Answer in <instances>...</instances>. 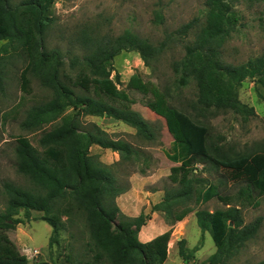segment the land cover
<instances>
[{
  "label": "trees",
  "instance_id": "trees-1",
  "mask_svg": "<svg viewBox=\"0 0 264 264\" xmlns=\"http://www.w3.org/2000/svg\"><path fill=\"white\" fill-rule=\"evenodd\" d=\"M56 1L22 0L12 5L10 0H0V41L18 42L29 60L21 74L23 90L30 91V74H33L53 91L51 99L33 106L22 122L24 128L33 130L47 123L52 126L42 130L39 146L27 137H19L16 165L20 173L29 177L31 185L24 187L12 181L4 182L8 201L7 207L0 209V227L14 229L26 219H33L32 211L41 212V219L52 227L49 241L52 247L60 244L62 233L69 232L79 217L89 232L86 245L92 259H73L66 255L68 263L164 264L169 256L173 230L168 229L146 242L140 240L139 233L151 215L142 213L130 217L121 212L117 197L131 185L121 186L112 168L90 153V147L96 144L119 152L127 161L137 160L140 150L128 141L112 139L97 125L94 130H80L78 116L111 117L135 127L140 136L153 138L154 129L141 113L120 108L105 99L114 97L135 102L126 89L119 87V74L116 80L112 78L113 60L122 51H136L153 70L169 44L177 43L182 45L184 53L172 63L175 83L181 88L191 79L195 80L197 94L192 108L202 117L232 110L246 120L255 114V109L240 99L239 90L247 79L264 87V53L240 64L224 60L223 47L237 30L240 19L234 8L240 0H206L202 16L166 32L159 44L129 29L114 37L95 36L93 31L83 30L77 36L86 52L81 57L71 58L70 67L74 70L71 72L65 70L60 50L46 48V34L54 21L50 12ZM156 16L163 18L161 13ZM188 36L193 38L188 40ZM7 42L0 47V53L7 51ZM73 87L87 92L93 90L96 96L79 94ZM127 89L143 94L151 91L138 72L130 76ZM165 93L170 94L168 88ZM147 105L156 109L155 100ZM69 109L71 112H67ZM165 118L174 136V159L179 163L171 167L169 174L176 187L166 189L162 201L154 204L151 210L164 211L174 222L195 212L202 236L210 231L217 247L208 262L229 264L258 234L261 218L245 224L242 210L234 204L231 195L223 194L217 184L204 183L203 178H195L192 174L200 161L221 166L231 180L247 182L239 191L244 202L259 206L261 202L254 191L264 195V151L236 155L222 152L210 142L207 124L172 104L166 107ZM213 198L227 208L197 209L189 204L182 207L192 200L201 205ZM21 209L23 217L19 215ZM5 241L0 235V264H28L27 256H15ZM185 242V239L178 242L179 252L189 262L194 251H185ZM198 249L196 246L195 250ZM254 264H264V260Z\"/></svg>",
  "mask_w": 264,
  "mask_h": 264
},
{
  "label": "rangeland",
  "instance_id": "rangeland-1",
  "mask_svg": "<svg viewBox=\"0 0 264 264\" xmlns=\"http://www.w3.org/2000/svg\"><path fill=\"white\" fill-rule=\"evenodd\" d=\"M21 1L10 0L12 5H17ZM205 2L206 0H57L50 12L54 21L46 34V48L60 50L65 60V70L72 72L74 70L70 67L71 58L81 57L86 52L77 36L83 30L93 31L95 36L99 34L114 37L129 29L159 44L166 37V32L174 31L182 24L202 16L206 8ZM234 8L240 19L237 22V30L223 47V58L227 62L240 64L264 53V1L240 0L235 3ZM157 13H161L163 18L158 19ZM192 38L193 36H188L187 39ZM5 42L7 41H0V47ZM7 44V51L0 53V209L2 210L7 207L8 201V195L3 190L5 181H12L24 187L31 185L29 177L17 169L16 148L19 137H27L34 145L39 146L38 140L42 130L52 126V123H47L33 130L24 128L22 122L33 106L44 103L53 96V91L44 86L33 74H30V91L23 90L21 74L29 62L28 57L18 42L11 44L7 42ZM183 53L181 44L170 43L153 70L145 65L141 55L136 51H122L113 60L112 78L116 80L119 74V87L126 89L135 102L114 97H105V99L120 108L141 113L154 129L153 138H144L138 134L135 127L107 116L80 115L78 122L80 130H94V126L97 125L112 139L128 141L140 150V157L137 160L126 161L119 152L110 148L96 144L90 147L93 156L112 168L121 186L131 185L132 176L144 177V184L140 181L137 185L151 203L145 204L140 214H150L151 218L147 220V226L139 234L140 240H147L144 232L148 230L152 231V234H158L172 229L169 256L164 264H210L208 258L216 252L217 247L210 231H206L204 237L202 236L195 212L190 213L183 222H174L173 218H168L164 211L151 210L154 201L164 198L166 189L176 187L169 174L171 167L179 163L174 159L176 152L173 149L174 136L167 127L166 107L172 104L189 113L195 120L207 124L210 128V142L220 147L224 153L236 155L262 152L264 151V87L250 79L245 80L241 86L240 99L255 109V114L250 115L246 120L232 110L202 117L191 106L197 94L195 80L191 79L188 85L181 88L175 83L176 76L172 63ZM135 72L141 74L151 87L148 94L127 89L128 80ZM73 88L79 94L96 96L93 90L87 92L80 87ZM165 88L169 89V95L165 93ZM153 100L156 101L155 110L147 105V102ZM67 112H71V109ZM192 175L195 178H203L204 183L217 184L223 194L231 195L235 200L234 204L242 210L245 224L261 218L258 234L246 243L229 264H254L263 261L264 195L254 191L256 199L261 202L259 206L244 202L239 191L247 185V182L231 180L225 168L213 165L209 161L197 163ZM117 203L120 209H123L124 202L119 197ZM188 204L197 209L227 208V205L217 198L201 205H196L192 200L182 207ZM122 209L121 212L129 216ZM19 215L24 216L23 209ZM41 216V212L32 211L33 219H26L16 228L0 227V235L6 238L5 242L15 256H27L25 250L34 248L38 249L40 254L37 257H27L28 264H70L66 261V255H71L73 259H92V253L88 252L86 245L89 232L83 220H79L78 217L69 232L62 233L60 244L50 247L52 227L42 220ZM182 239L186 240L183 246L185 251H194L189 262H186L179 252L178 242ZM196 246H199L198 250H195Z\"/></svg>",
  "mask_w": 264,
  "mask_h": 264
},
{
  "label": "crops",
  "instance_id": "crops-1",
  "mask_svg": "<svg viewBox=\"0 0 264 264\" xmlns=\"http://www.w3.org/2000/svg\"><path fill=\"white\" fill-rule=\"evenodd\" d=\"M143 179H144V177L137 178V176H132L131 188L119 196V199L122 202H124L123 209L122 208L121 209L126 211V213H128L129 216H131V217H136V216L140 215L144 205L151 203V201L149 199H147L148 196L146 194H144V191L142 193L140 192V189L137 185L140 181H143L142 183L144 184ZM162 199H159L158 201H154L153 203L154 204L159 203L160 201H162ZM184 220L178 221V222H183ZM145 226H147V224L142 227L139 234H141V232H143V229L145 228ZM163 232H160V233H163ZM160 233H158V234H160ZM144 234H145L144 237H147V240H145L144 242L149 241L152 238H154L156 235H158V234H154V233L152 234V231H150V230L146 231V233L144 232Z\"/></svg>",
  "mask_w": 264,
  "mask_h": 264
},
{
  "label": "built area",
  "instance_id": "built-area-1",
  "mask_svg": "<svg viewBox=\"0 0 264 264\" xmlns=\"http://www.w3.org/2000/svg\"><path fill=\"white\" fill-rule=\"evenodd\" d=\"M27 257L33 256L37 257L40 254V251L38 249L29 248V250H25Z\"/></svg>",
  "mask_w": 264,
  "mask_h": 264
},
{
  "label": "water",
  "instance_id": "water-1",
  "mask_svg": "<svg viewBox=\"0 0 264 264\" xmlns=\"http://www.w3.org/2000/svg\"><path fill=\"white\" fill-rule=\"evenodd\" d=\"M231 224V223H230Z\"/></svg>",
  "mask_w": 264,
  "mask_h": 264
}]
</instances>
